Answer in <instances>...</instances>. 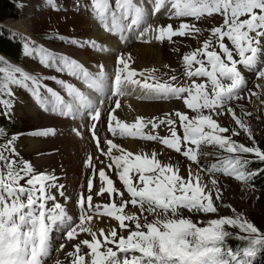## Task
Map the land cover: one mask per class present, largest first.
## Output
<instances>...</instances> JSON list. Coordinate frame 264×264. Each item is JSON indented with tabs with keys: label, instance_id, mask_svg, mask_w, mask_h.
<instances>
[{
	"label": "rangeland",
	"instance_id": "rangeland-1",
	"mask_svg": "<svg viewBox=\"0 0 264 264\" xmlns=\"http://www.w3.org/2000/svg\"><path fill=\"white\" fill-rule=\"evenodd\" d=\"M14 1L17 3L20 11L19 18L7 17L2 24L9 34H13L25 42H35V40H40L39 38H41V40H44L49 45H53L54 49L58 50L62 45L55 43L56 36H68L77 32L85 34L92 31L93 33L97 27L88 19L87 12H89V9L87 8V4L78 12L76 6H78L79 1L73 0L72 5L75 7L73 10L76 13L67 10L57 12L45 10L43 7L46 2L39 0V3L37 0L39 3L38 8L29 9L30 11H36L29 13L31 31L27 33L25 28H22L23 25H15L24 15L23 0ZM221 21L222 19H211L207 25L202 26V30L197 34L198 36L195 35V38H185L178 41L172 50L157 47L162 52V61L160 63L174 61L177 55L190 54L201 43L205 34L209 33L213 27L219 25ZM12 24H14V28L11 26ZM43 36H48V38L43 39ZM79 52L81 55L86 54L82 51ZM87 53L89 54L88 51ZM0 57L2 59L6 58L2 57V55ZM125 62L132 67V63L128 58H126ZM160 63L151 60L150 66ZM17 67L20 70L28 72L41 71L40 67H37L25 57L23 62ZM263 80V76L261 79L255 80L253 85L248 90L241 92L232 104L220 108L203 109L191 115V119L204 120L210 125V131L216 139H219L220 154L224 157H237L238 166L250 161H264V95L259 84ZM5 84V81H3V85ZM5 89L6 92L9 91V86ZM108 102L109 100H107ZM10 105H12L13 109L7 110L3 100L0 104V121H2L3 126L11 129L5 134H1L0 132V136L13 140L16 147L22 151L25 157L33 162L38 171L43 174L47 173L45 175L50 176L54 173V176H56V171L52 168L45 169L39 166L38 163L40 159L56 156L58 160L55 163L62 162L61 164H57V166L59 168L64 167L65 163H63V159L69 156V152L67 153L69 149L64 148V145L68 142L69 136L59 139V143H56L57 140H53L52 143H46V141L41 139L27 138L23 132L37 126L50 124L63 125L65 121L56 120L54 117H47L33 105H24L19 109L16 108L15 103ZM158 105L159 107L157 108L152 107L155 110L153 109L154 112L150 114L166 111L170 108V106ZM30 109L40 112L39 114H43L45 118H33L30 114ZM4 110L8 111V115L4 113ZM26 115L28 117H25ZM49 119L51 120L49 121ZM29 140L43 142L47 145H44L42 149L32 150ZM121 143L123 147L125 146L123 149L137 159L162 163L164 170L161 174V179L165 180L167 175L186 178V198L192 202L186 208L173 207L165 211L150 207L130 209L123 214L130 220L129 228L122 230L123 236L133 233L154 232L160 241H168L174 232L179 231V233H184L186 238L188 234L190 243L195 244L199 240H202L203 244H208L220 255L228 257V260L225 261L228 264H246L248 261L253 264L256 262V255H258L256 252L257 246L264 243V192L254 190L249 186L244 179L245 172H238L235 175L226 177L206 175L192 162L157 144L143 142L146 145H141L139 151H132L127 148L124 141ZM59 144H61L62 151L48 156L39 155L41 152L59 148ZM71 154L79 156L81 160L80 153L76 152L75 149L71 150ZM80 160L79 158L74 159L75 163L80 162ZM3 161H1V164ZM4 165H6V162ZM62 169L64 170V168ZM88 174L89 171H86L84 176L87 177ZM84 176H81L79 185L77 184L78 186L82 185L81 182ZM106 218H108L110 226L115 225L117 221L115 218L117 216ZM79 227L74 228L72 230L73 233L75 231L76 234L77 232L83 234V231H87V228L76 231ZM109 229L112 230V227ZM94 232L92 233L97 235ZM100 233L98 235L103 236ZM223 233L231 235L237 240L247 242L248 247L239 259H235L231 255V252L227 255L220 248Z\"/></svg>",
	"mask_w": 264,
	"mask_h": 264
},
{
	"label": "bare ground",
	"instance_id": "bare-ground-1",
	"mask_svg": "<svg viewBox=\"0 0 264 264\" xmlns=\"http://www.w3.org/2000/svg\"><path fill=\"white\" fill-rule=\"evenodd\" d=\"M39 1V0H38ZM37 0H23V7H24V15L23 17L17 21V23H15V25H23L22 28H25V31L28 33L29 31H31L30 29V17H29V13H33L36 10H29L31 8H38V5L40 3H38ZM44 0H42L43 2ZM14 28V24L11 25ZM10 27V26H9ZM29 27V28H28ZM18 31V30H17ZM24 31V30H23ZM94 34H96L97 36L106 38V35L103 31L100 30L99 27L95 28V31L93 32ZM128 37V44L126 45L125 49V59H123L124 61L126 60V58H128L131 63H132V67L133 68H137L140 69L144 66H149L151 65V60H154L157 63H160L162 61V52L160 51L159 48H157L158 46L156 45H147V44H135L132 42L131 40V36H127ZM110 38L114 41V38L110 36ZM115 45V44H114ZM97 56H99L98 54H96ZM101 56L103 58H105L106 60H110L113 58L114 54H101ZM128 61V60H127ZM126 64V62H125ZM264 72V71H263ZM263 77H264V73H263ZM260 87L262 88L263 91V95H264V80L259 82ZM154 106V104H148V103H141L136 105V107L138 108L139 113L143 114V115H148L151 112H154V108H152ZM151 107V108H150ZM154 109V110H153ZM40 112H37L34 109H30V114L32 115L33 118H38V117H44L45 116L43 114H39ZM53 118V117H52ZM51 119H49L50 121ZM53 120V119H52ZM30 141V148L39 150L42 149V147L47 144H44L43 142H35V140H29ZM127 145V148H129L132 151H139V147L141 145H144L145 143L143 142H138V141H132L129 140L127 142H124ZM122 146V144H120ZM146 145V144H145ZM123 147V146H122ZM64 148H67V153L69 152V156L66 157L65 159H63V163H65L64 167L59 168V166H57V164H61L59 162L55 163L58 158L56 156L52 157V156H48L46 158L40 159L39 161V166L43 167V168H52L54 171H56V174H67V180L72 181L73 183H76L79 185V182L81 180V176H84V174L86 173L87 169L84 168L81 164V162L78 161V163H75L74 159L77 158L75 155L71 154V150L75 149L76 152L81 153L85 150H87V148H89V143L87 141V139H78L75 136L70 137L68 139V142L65 143ZM64 168V170L62 169ZM70 173H73V176L70 177L71 175H69ZM80 178V179H79ZM81 225V224H80ZM79 225V226H80ZM78 226V227H79ZM108 218L106 217H99V216H90L88 218H86L82 225L76 230L78 231L79 229H84L87 228V231L82 233H78L76 234V232L74 231V233L72 234L71 237H69V239H72L74 237H82V236H91L94 235L92 232H96V234L98 235L100 232V234L104 235L106 233H108L110 231V226ZM100 231V232H99ZM88 232V234H86ZM94 232V233H95ZM77 235V236H75Z\"/></svg>",
	"mask_w": 264,
	"mask_h": 264
},
{
	"label": "trees",
	"instance_id": "trees-1",
	"mask_svg": "<svg viewBox=\"0 0 264 264\" xmlns=\"http://www.w3.org/2000/svg\"><path fill=\"white\" fill-rule=\"evenodd\" d=\"M20 11L17 3L14 0H0V54L8 57L12 63L0 58V102L7 97L5 94L7 85L14 82V76L19 72V68L16 65L21 64L24 60L23 44L17 37L9 34L2 22L5 18H19ZM48 38V36H43ZM5 81V85H3ZM9 81V82H8ZM0 121L1 134L8 133L10 128L2 125ZM244 168V179L249 186L258 191L264 192V161H250L242 164ZM223 250L232 252L234 258H240L242 253L248 247L246 241H240L231 235L223 233L222 242H220ZM256 262L253 264H264V243L257 246Z\"/></svg>",
	"mask_w": 264,
	"mask_h": 264
}]
</instances>
